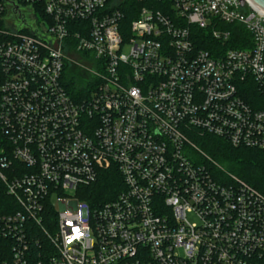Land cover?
<instances>
[{"label":"built area","instance_id":"2783aa9c","mask_svg":"<svg viewBox=\"0 0 264 264\" xmlns=\"http://www.w3.org/2000/svg\"><path fill=\"white\" fill-rule=\"evenodd\" d=\"M243 1L128 21L109 0H0V183L16 205L0 264H264V194L216 179L192 141L264 151V11ZM110 167L117 196L82 199Z\"/></svg>","mask_w":264,"mask_h":264},{"label":"trees","instance_id":"16d2710c","mask_svg":"<svg viewBox=\"0 0 264 264\" xmlns=\"http://www.w3.org/2000/svg\"><path fill=\"white\" fill-rule=\"evenodd\" d=\"M111 1L109 0L110 4ZM167 2L168 0H122L117 6L111 5L125 12L128 21H131L142 8L148 7L154 10H165ZM196 37L201 47L211 50L214 43L208 31H198ZM248 43L250 45V36L241 26L232 28V40L229 47L243 49L248 46ZM2 80L3 77L0 73V86ZM64 83L68 93L74 99L82 97L84 84L80 79L69 74L66 76ZM204 138L205 140L200 143V146L207 156L218 162L228 172L236 175L240 181L264 194V151L249 148H234L223 139L209 136ZM210 162L213 165L214 162L212 160ZM209 169L216 179L226 181L223 176L218 175L210 164ZM122 188V179L116 170L110 167L103 171L100 180L89 187L87 191L88 195L82 197V199L92 205H99L100 203L114 199ZM14 210H16L15 202L6 195L5 188L0 183V215ZM8 257L7 244L4 241H0V262L7 260Z\"/></svg>","mask_w":264,"mask_h":264},{"label":"rangeland","instance_id":"374dc122","mask_svg":"<svg viewBox=\"0 0 264 264\" xmlns=\"http://www.w3.org/2000/svg\"><path fill=\"white\" fill-rule=\"evenodd\" d=\"M121 1H122V0H112V1H111V4H112L113 6H117V5H119V4L121 3ZM73 69H74V68H73ZM204 140H205V138H196V137L192 138V141H193L194 144L197 146V149H198L200 152H202L204 155L207 156V154L203 151L202 147L200 146V143L204 142ZM207 157L215 163V164L213 163V165H212V163L210 162L209 164H210L211 166H213V168L216 170V172L218 173V175L224 177V179L226 180V181H224V182H228V181L230 180V176H233V177H236V178H237L236 175H233L232 173L228 172L226 169H224V168H223L218 162H216L214 159H212V158L209 157V156H207ZM195 158H196L197 160L207 161V159L204 158L203 155H201V153H199V152H198V154L195 155ZM217 173H216V174H217Z\"/></svg>","mask_w":264,"mask_h":264},{"label":"water","instance_id":"95a60500","mask_svg":"<svg viewBox=\"0 0 264 264\" xmlns=\"http://www.w3.org/2000/svg\"><path fill=\"white\" fill-rule=\"evenodd\" d=\"M256 8L264 11V0H249ZM242 3L244 1L242 0Z\"/></svg>","mask_w":264,"mask_h":264}]
</instances>
